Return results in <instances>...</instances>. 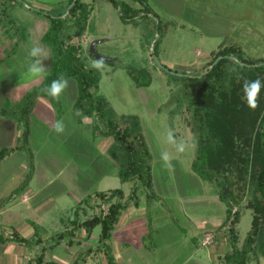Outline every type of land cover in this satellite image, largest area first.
Masks as SVG:
<instances>
[{"label":"rangeland","instance_id":"obj_1","mask_svg":"<svg viewBox=\"0 0 264 264\" xmlns=\"http://www.w3.org/2000/svg\"><path fill=\"white\" fill-rule=\"evenodd\" d=\"M69 1L25 0V3H22L16 0L17 4L14 8L10 3L11 0H5L3 4L0 3V9L3 8L6 12L3 18L13 20L15 24L17 23L14 19L15 12L20 10V16L25 18L26 23L20 19L24 26L21 22L19 26L16 25L17 28L13 30L16 33L15 37L24 33V27L31 33L29 40L36 41L38 45L42 43L47 48L49 46L43 41V35L50 26V18L35 12L33 8L50 12H65L63 15L65 24L60 40L80 46L82 59L86 66L92 67L95 61H103L104 67L101 70L98 91L116 112L118 121L123 122L121 115H136L141 121L142 132L152 154L153 192L159 197L161 195L158 192L165 194L168 200L172 198L179 200V204H174V209L179 214L178 208L180 207L182 214L186 211L216 216L217 207L211 203L210 197L206 194V186H212L213 190L218 192L219 199L226 204L228 217V204L219 195L221 189L214 183H204L200 176L194 175L192 171V162L198 147V135L194 130L195 122L192 108L187 100V89L178 75L184 73L199 75L205 72L212 61L211 51L221 43L241 44L251 57L263 58L264 0H142L140 2L126 0L133 7H149L151 14H157L162 23H166L161 35L156 32L152 19L141 18L137 23L122 20L118 9L110 0H83L88 5V20L83 33L70 40L68 36L75 30L79 11L70 14ZM158 38H161V42L154 52L155 41ZM42 57L47 59V72H50L53 65V54H51V60L48 59V52ZM141 69L149 73L150 83L148 85L140 86L131 74L132 71L141 72ZM227 70L228 67L223 72L224 80H221L218 85H222L219 88L226 90L225 92L232 93L238 85H243L244 80H252L238 67L234 73ZM171 73H177V75ZM67 81L70 93L64 95L66 98L64 110L67 107L71 109L70 103L74 104L73 109L76 110L78 81L75 78H68ZM196 84L203 90L200 93H207L208 87L199 81ZM232 96L233 94L229 98ZM85 118L93 122V118L88 116ZM170 129L174 132L178 142L185 143L183 153H178L175 146L168 142L167 132ZM76 134L84 138L81 139V146L85 148V155L82 154L78 158L80 162L86 163L82 183L86 186L88 184L90 191L102 188H123L129 194L134 182H123L119 175L110 174L101 181L92 179L95 182L91 181L89 184L86 179L88 178L87 172H98L104 168H110L112 172H116L120 163L112 160L111 165L109 162L105 165L107 159L101 157L104 151L96 148L88 150L91 141L88 139L87 129L82 128ZM73 137L71 140L74 139ZM239 140L243 141L242 138ZM110 151L112 154L113 151ZM163 152H168L173 157L171 167L161 160ZM94 156L97 157L95 160H98L96 166L90 164L89 160ZM250 159L252 161V154H250ZM255 168L252 162V165H249V171L243 175L241 180L238 178L235 165L229 172L233 187L238 189L237 192L240 189V203L237 206L240 218L235 224V230L240 250L246 251V254H241L242 252L238 254V262L242 264H258V254L255 255L254 249L256 243L252 241L247 244L249 236L254 231V216L261 217L258 227L264 226V202L262 203V197H256V179L253 177L257 174ZM170 188H173V191ZM143 193L146 191H140L139 195ZM161 199L165 200L164 197ZM227 226L226 224L223 229L226 232ZM99 231H101V226L95 228V232ZM226 232L224 242L228 249L220 259L222 264H226V255L232 253ZM206 235L212 237V243L215 239L214 234ZM263 237L260 240L262 243ZM257 251L261 255L264 252V245L259 246Z\"/></svg>","mask_w":264,"mask_h":264},{"label":"crops","instance_id":"obj_2","mask_svg":"<svg viewBox=\"0 0 264 264\" xmlns=\"http://www.w3.org/2000/svg\"><path fill=\"white\" fill-rule=\"evenodd\" d=\"M10 3L16 7V0ZM19 11L15 12V24L11 19H4V9H0V150L15 148L0 160V264H110L100 240L102 228L95 232L101 225L90 231L84 226L74 228L78 206L84 209L80 211V221H83L108 205L94 198L90 202L93 207H90L84 203L86 198L114 189L90 191L89 185L82 183L86 163L78 158L85 155V148L81 146L84 138L76 133L82 128L89 131L88 150L104 151L101 157L107 159L105 165L108 162L111 165L112 160L117 162L116 151L112 150L115 136L95 131L91 120L79 118L73 103L69 105L71 109L64 110V95L70 93L68 88L59 99L49 95L35 97L27 124L21 119L19 113L27 95L42 84L48 73L45 57H40L45 67L42 78L28 73V66L34 59L29 51L33 46L42 47L48 52L49 60L52 53L41 42L38 45L29 40L31 33L24 27V33L15 37L16 25L19 26L20 19L25 22ZM4 109L8 113L3 112ZM57 121H63V133L54 131ZM27 126L29 136L25 140ZM93 158L89 159L90 164L98 165L97 157ZM119 171L120 165L116 172L110 168L87 172L86 179L90 184L110 174L119 175ZM206 187V194L217 207L216 216L186 211L182 214L180 207L179 214L174 204L180 201L168 200L160 192L158 194L165 200L161 197L149 199L147 193L139 195L138 203L131 202L122 210L106 242L114 263L222 264L220 259L228 248L224 242L225 227H220L227 219V206L212 186ZM124 193L127 198L131 192L128 194L124 190ZM66 227L71 232L55 238ZM206 234L215 236L208 245L203 242ZM258 264H264V252L258 253Z\"/></svg>","mask_w":264,"mask_h":264},{"label":"trees","instance_id":"obj_3","mask_svg":"<svg viewBox=\"0 0 264 264\" xmlns=\"http://www.w3.org/2000/svg\"><path fill=\"white\" fill-rule=\"evenodd\" d=\"M20 1L25 3V0ZM73 1L75 4L70 9V14L79 11V16L76 19L74 32L68 36L69 40L83 33L89 14L86 2L70 0L68 6ZM110 1L118 9L122 20L137 23L141 18H149L154 21L156 32L159 35L163 32L166 23L163 24L157 14H151L149 7L136 8L126 0ZM134 1L140 2L142 0ZM33 9L50 18V26L43 35V41L51 48L53 65L42 84L27 95L19 115L21 114V119L27 124L28 112L35 97L48 95L46 89L50 87L53 80L61 77L65 79L75 78L79 85L78 97L75 102V108L79 111V118L91 117L95 131H100L104 135L115 136L116 142L112 150L116 151V158L120 163L119 175L123 181L134 182L132 191L127 198L122 188H114L108 192H98L94 196H89L84 200L86 205L93 207L90 202L95 198L107 203L108 208H102L99 212L88 215L85 220L80 221V211H84V209L78 206L75 210L77 216L74 220L77 224L74 228L84 226L88 231L97 225H101V243L105 246L109 263L115 264L106 242L111 238L122 210L131 202L138 203L140 191H146L149 199L159 198L153 192L152 154L143 135L139 117L121 115L123 122L120 123L116 112L110 107L107 99L99 94L101 70L98 71L84 64L80 46L60 40L65 24L63 17L65 12ZM160 42L161 38L155 41L154 52ZM210 54L212 61L205 72L199 75H187L185 73L178 75L184 81L187 89V100L192 108L195 122L194 130L198 135V147L192 162V169L204 181L214 183L221 189L220 198L227 202L229 210L224 226L220 228L223 229L226 224L228 225L226 233L232 247V253L226 255V264H242L238 262V254L239 252L246 254V251L240 250L235 230V224L240 218V212L237 209L240 203V189L237 192L238 189L233 187L234 184L229 172L235 165L236 173L241 180L253 162L257 172L253 176L256 179V197H262V203L264 202V88L261 89L259 107L252 110L243 100L241 84L234 88L232 93L225 92L226 90L219 88L222 85H218L221 80H224L225 74L223 75V72L227 67L229 68L228 65L232 64L233 59L239 61L238 69L250 79L260 78L264 82V57L255 59L248 55L247 50L241 44L235 43H221ZM140 71L138 73L131 72L134 80L140 86L148 85L150 83L149 73L144 69ZM173 75H177V73ZM197 81L208 87L207 93H200L203 90L196 84ZM232 94L233 96L229 98ZM3 112L8 113L7 109H4ZM28 136L29 129L27 126L24 131V139L27 140ZM241 138L243 139L242 142L239 140ZM14 149L4 148L0 150V160ZM250 154L253 155L252 161ZM227 188L229 189L227 190ZM260 219L259 215L254 216V231L247 240V244L252 241L256 243L254 246L256 256L258 247L264 245V226L258 227ZM70 232L69 228L66 227L55 238H61ZM262 237L263 243L260 241Z\"/></svg>","mask_w":264,"mask_h":264},{"label":"clouds","instance_id":"obj_4","mask_svg":"<svg viewBox=\"0 0 264 264\" xmlns=\"http://www.w3.org/2000/svg\"><path fill=\"white\" fill-rule=\"evenodd\" d=\"M44 49L42 47L33 46L30 51V57L34 58L33 61L28 66V73L33 77L42 78L45 75V67L40 59L44 55ZM232 65L228 68L230 73H234L237 71V65H239V61L233 59ZM92 67L96 70H102L104 67L102 60H97L92 64ZM68 87V81L64 77L53 80L50 87L46 89L47 94L54 99H59V97L64 93V91ZM264 88V82L261 81L260 78L255 80H244L242 85L243 92V100L246 105L255 110L259 107V97L261 93V89ZM53 129L56 133H63L65 131V126L63 121H57ZM167 140L170 144L174 145L176 151L178 153H183L185 151V143L182 141H177L174 135V132L170 129L167 132ZM173 157L168 152L161 153V160L168 166L171 167V160Z\"/></svg>","mask_w":264,"mask_h":264},{"label":"built area","instance_id":"obj_5","mask_svg":"<svg viewBox=\"0 0 264 264\" xmlns=\"http://www.w3.org/2000/svg\"><path fill=\"white\" fill-rule=\"evenodd\" d=\"M203 241H204V244L211 243L212 237L210 235H206Z\"/></svg>","mask_w":264,"mask_h":264},{"label":"water","instance_id":"obj_6","mask_svg":"<svg viewBox=\"0 0 264 264\" xmlns=\"http://www.w3.org/2000/svg\"><path fill=\"white\" fill-rule=\"evenodd\" d=\"M75 4V1L72 2V4L69 6V10L72 8V6ZM164 67V66H163ZM166 68V67H165ZM170 71V70H169Z\"/></svg>","mask_w":264,"mask_h":264}]
</instances>
